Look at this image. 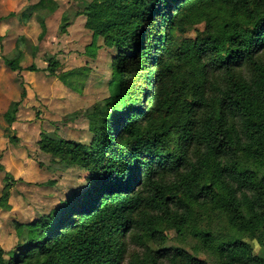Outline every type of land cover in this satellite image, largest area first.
I'll return each instance as SVG.
<instances>
[{"label": "trees", "instance_id": "1", "mask_svg": "<svg viewBox=\"0 0 264 264\" xmlns=\"http://www.w3.org/2000/svg\"><path fill=\"white\" fill-rule=\"evenodd\" d=\"M86 15L114 51L95 140L41 141L86 186L18 226L0 264H264V0H91Z\"/></svg>", "mask_w": 264, "mask_h": 264}, {"label": "rangeland", "instance_id": "2", "mask_svg": "<svg viewBox=\"0 0 264 264\" xmlns=\"http://www.w3.org/2000/svg\"><path fill=\"white\" fill-rule=\"evenodd\" d=\"M90 4L0 0V248L6 252L26 240L22 228L86 186L80 171L45 154L41 141L91 146L95 140L92 116L109 97L114 51L102 39L93 47L86 26ZM73 72L79 75H70L68 85L61 77ZM167 235L177 245L176 235ZM197 257L212 262L206 254Z\"/></svg>", "mask_w": 264, "mask_h": 264}]
</instances>
